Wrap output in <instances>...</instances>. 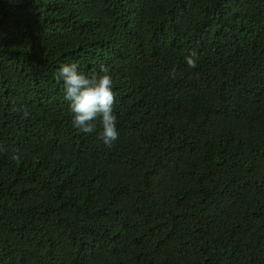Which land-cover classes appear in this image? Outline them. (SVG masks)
<instances>
[{"label": "trees", "instance_id": "obj_1", "mask_svg": "<svg viewBox=\"0 0 264 264\" xmlns=\"http://www.w3.org/2000/svg\"><path fill=\"white\" fill-rule=\"evenodd\" d=\"M73 62L112 77L111 148ZM0 264H264V0H0Z\"/></svg>", "mask_w": 264, "mask_h": 264}, {"label": "clouds", "instance_id": "obj_2", "mask_svg": "<svg viewBox=\"0 0 264 264\" xmlns=\"http://www.w3.org/2000/svg\"><path fill=\"white\" fill-rule=\"evenodd\" d=\"M189 68L197 67L196 53L191 52L185 57ZM102 75L95 73L87 75L78 71V64H62L56 73L57 84H62L65 99L69 102L70 111L73 114L72 125L82 133L92 134L96 131L94 121L99 119L101 130L97 139L105 147L111 148L118 139L117 117L113 111L114 93L113 80L108 74L107 67L101 65ZM175 78L176 71L170 73ZM12 111H23L24 118L29 116L26 108L13 107ZM18 159V155H13Z\"/></svg>", "mask_w": 264, "mask_h": 264}]
</instances>
